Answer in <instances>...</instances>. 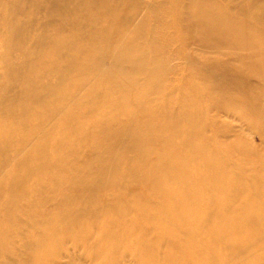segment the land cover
Returning a JSON list of instances; mask_svg holds the SVG:
<instances>
[{
  "label": "bare ground",
  "instance_id": "1",
  "mask_svg": "<svg viewBox=\"0 0 264 264\" xmlns=\"http://www.w3.org/2000/svg\"><path fill=\"white\" fill-rule=\"evenodd\" d=\"M26 1L0 0V264L26 204L25 264H264V0Z\"/></svg>",
  "mask_w": 264,
  "mask_h": 264
},
{
  "label": "rangeland",
  "instance_id": "2",
  "mask_svg": "<svg viewBox=\"0 0 264 264\" xmlns=\"http://www.w3.org/2000/svg\"><path fill=\"white\" fill-rule=\"evenodd\" d=\"M14 5H17L19 8H22V7L26 6V5H28V3H27L26 0H10V7H12ZM26 16H29V17L31 16L29 20H32L33 22L37 23V21L40 20V18H42L44 16V13L43 12H38V13L31 14L30 8L25 7L23 12L20 15L15 16V17L21 18V17H26ZM15 17H14L13 14L10 13V25L14 21ZM0 31H2L3 33L7 31V24L6 23H0ZM10 35H11V27H10ZM0 36L2 37L3 34H0ZM2 40H3V38H2ZM108 52H106V53H108ZM106 53L99 52L97 54V58L100 59L101 57H104ZM116 57L115 58L111 57L112 60L103 61L101 63L102 65L100 66V68H106L107 67V68H111V69L114 68L116 70L123 68V65H121V61L120 60H116ZM10 58H11V56H10ZM1 60L3 62V65L5 67H7L6 64L8 63V61L5 60V55H3L1 57L0 65L2 63ZM1 70H2V68L0 67V74L2 73ZM171 78H172L173 81H175L176 84H179V82L185 80L186 76L185 75H181V74H179V75L177 74L174 77L171 76ZM4 85L7 86L8 84L7 83H5V84L4 83H0V97L3 95V87H4ZM18 88L19 87H16V88L12 87V89L10 90V96L11 97H14L16 95ZM3 108L4 107L1 106L0 109H3ZM17 109H18V107H17ZM213 114L214 113H210V116H212ZM222 119L224 121L228 122L232 127H234L235 128L234 130H236L239 127V125L237 123H235L233 120H231L230 117L227 118V117L223 116ZM242 129L243 128L241 127L240 129L238 128L237 130L239 132H242V134L247 135V131L242 130ZM209 132L207 134H209ZM236 133L237 132H235L228 139L230 143H233V142L240 143L239 139H237L234 136ZM250 141H251V139H250ZM241 143H245V141H241ZM70 170H72V168ZM29 208H30V206H28V204L24 205L23 206V211H21L18 214L15 213L14 217L12 218L13 221H14V224L16 225L15 230L17 229L16 231H17L18 235L15 238H10V264H25L26 263L27 258H26L25 253L23 252V250L27 249V247H30V246L32 247V244L30 243V239H29V236H31V234H29V232L31 230L34 231L36 228L38 230V226L36 225L38 223V222H36L37 220L34 219V218L29 217L28 213L29 212L32 213V209H29ZM33 226H36V227L34 229H32ZM28 245H30V246H28ZM19 246H21V247L18 248ZM64 262H65V260H61V264H64ZM5 264H8V262H6Z\"/></svg>",
  "mask_w": 264,
  "mask_h": 264
}]
</instances>
